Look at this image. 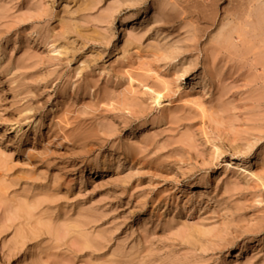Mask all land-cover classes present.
<instances>
[{"label":"rangeland","instance_id":"obj_1","mask_svg":"<svg viewBox=\"0 0 264 264\" xmlns=\"http://www.w3.org/2000/svg\"><path fill=\"white\" fill-rule=\"evenodd\" d=\"M0 257L264 264V0H0Z\"/></svg>","mask_w":264,"mask_h":264},{"label":"bare ground","instance_id":"obj_2","mask_svg":"<svg viewBox=\"0 0 264 264\" xmlns=\"http://www.w3.org/2000/svg\"><path fill=\"white\" fill-rule=\"evenodd\" d=\"M240 170L242 171L243 169H240ZM4 262H5L4 259L0 257V264H4Z\"/></svg>","mask_w":264,"mask_h":264}]
</instances>
